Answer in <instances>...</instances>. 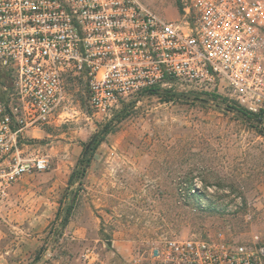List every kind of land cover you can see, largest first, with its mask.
Segmentation results:
<instances>
[{
	"label": "built area",
	"instance_id": "2783aa9c",
	"mask_svg": "<svg viewBox=\"0 0 264 264\" xmlns=\"http://www.w3.org/2000/svg\"><path fill=\"white\" fill-rule=\"evenodd\" d=\"M177 20L139 0H0V197L45 171L29 130L67 121L83 93L93 116L153 87L218 93L248 111L264 108V0H176ZM139 102V101H138ZM181 199L216 185L195 178ZM90 244L81 264H264V243L147 239L128 255Z\"/></svg>",
	"mask_w": 264,
	"mask_h": 264
},
{
	"label": "rangeland",
	"instance_id": "374dc122",
	"mask_svg": "<svg viewBox=\"0 0 264 264\" xmlns=\"http://www.w3.org/2000/svg\"><path fill=\"white\" fill-rule=\"evenodd\" d=\"M139 1L163 19L180 17L176 0ZM81 89L65 123L29 130L33 153L47 155L49 167L0 197V264H81L90 244L111 241L125 256L147 239L218 231L231 241L264 243V136L221 98L141 94L113 112L103 134L110 119L93 116ZM94 135L91 163L70 184ZM195 178L218 191L182 200L180 188Z\"/></svg>",
	"mask_w": 264,
	"mask_h": 264
},
{
	"label": "trees",
	"instance_id": "16d2710c",
	"mask_svg": "<svg viewBox=\"0 0 264 264\" xmlns=\"http://www.w3.org/2000/svg\"><path fill=\"white\" fill-rule=\"evenodd\" d=\"M142 94H149V95H157L160 99L164 101H170L175 99H188L193 98L194 100H202L205 102L209 101H216V99L221 98V102L225 104V107L228 111L235 112L239 118L244 120L248 125H250L252 128H254L259 135L264 136V108L259 110L258 112H252L248 111L247 109L240 106L235 100H228V98L218 94V93H199L195 91H177V90H170V89H161L159 87H153L151 89L143 91ZM116 117V116H115ZM114 119L108 120V122L104 125V128H102L103 134L108 133L111 131V124ZM97 142V140H95ZM94 146H91L90 148L86 149L85 147L82 150L81 156L78 158V160L75 163V166L70 174L69 177V183H74L75 177L82 176L87 167L91 163V157ZM72 209V205H69L67 207V214L64 216V218L61 221V225H66L68 222V213Z\"/></svg>",
	"mask_w": 264,
	"mask_h": 264
},
{
	"label": "water",
	"instance_id": "95a60500",
	"mask_svg": "<svg viewBox=\"0 0 264 264\" xmlns=\"http://www.w3.org/2000/svg\"><path fill=\"white\" fill-rule=\"evenodd\" d=\"M96 135H94L91 140L86 144L85 148L88 149L91 144L94 142ZM108 245H111V241H107Z\"/></svg>",
	"mask_w": 264,
	"mask_h": 264
},
{
	"label": "crops",
	"instance_id": "0c3cea01",
	"mask_svg": "<svg viewBox=\"0 0 264 264\" xmlns=\"http://www.w3.org/2000/svg\"><path fill=\"white\" fill-rule=\"evenodd\" d=\"M54 171H56V170H54Z\"/></svg>",
	"mask_w": 264,
	"mask_h": 264
}]
</instances>
